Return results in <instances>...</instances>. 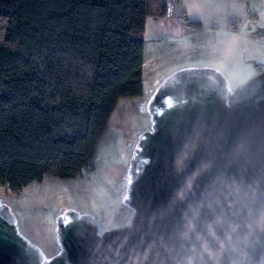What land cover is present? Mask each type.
Returning a JSON list of instances; mask_svg holds the SVG:
<instances>
[{"label":"water","instance_id":"obj_1","mask_svg":"<svg viewBox=\"0 0 264 264\" xmlns=\"http://www.w3.org/2000/svg\"><path fill=\"white\" fill-rule=\"evenodd\" d=\"M216 69H177L152 94L123 195L130 224L101 232L68 208L47 257L0 197V264H264V70L229 95Z\"/></svg>","mask_w":264,"mask_h":264},{"label":"trees","instance_id":"obj_2","mask_svg":"<svg viewBox=\"0 0 264 264\" xmlns=\"http://www.w3.org/2000/svg\"><path fill=\"white\" fill-rule=\"evenodd\" d=\"M166 0H0V184L72 178L119 100L143 92L145 29Z\"/></svg>","mask_w":264,"mask_h":264},{"label":"rangeland","instance_id":"obj_3","mask_svg":"<svg viewBox=\"0 0 264 264\" xmlns=\"http://www.w3.org/2000/svg\"><path fill=\"white\" fill-rule=\"evenodd\" d=\"M225 5L224 11L229 8L230 15L240 13L238 31L230 36L236 40L230 45L232 50H216L203 34H196L195 28L184 23L185 31L180 26L179 35L174 38L160 41L147 38L143 92L119 100L92 167L72 178L45 175L18 191L7 185L0 187V197L17 216L21 234L39 246L47 257L60 250L56 221L68 208L93 215L100 223L101 232L130 224L134 210L123 201L130 158L139 136L152 126L148 102L165 76L183 67H215L234 89L264 70V0H228ZM151 28L152 31L157 26Z\"/></svg>","mask_w":264,"mask_h":264},{"label":"crops","instance_id":"obj_4","mask_svg":"<svg viewBox=\"0 0 264 264\" xmlns=\"http://www.w3.org/2000/svg\"><path fill=\"white\" fill-rule=\"evenodd\" d=\"M166 1L168 5L173 6L174 15L171 17L166 15L149 16L147 18L145 45L149 36L154 40L160 41L163 38H174L176 35H179L177 31L179 27L182 26V23L177 20L176 16L185 15L189 20L190 25L195 27V33L201 35L203 34L206 41H208L212 47H215L216 50H232L230 45L234 44L236 40L235 37L232 39L230 36L238 31L237 18L240 16V13L230 15L229 8L224 11V7L226 6L225 4L228 0ZM200 6H203L204 9H201ZM151 25L154 27L157 26V29H153L151 31ZM183 31H185L184 28ZM146 65L147 60L145 58L144 72Z\"/></svg>","mask_w":264,"mask_h":264},{"label":"built area","instance_id":"obj_5","mask_svg":"<svg viewBox=\"0 0 264 264\" xmlns=\"http://www.w3.org/2000/svg\"><path fill=\"white\" fill-rule=\"evenodd\" d=\"M165 15L169 16V17L174 15L173 6H171V5L167 6ZM176 17H177L178 21H180L181 23L186 24L188 26V28H191V29L195 28L193 25H190L189 20L187 19V17L185 15H179V16H176ZM1 186H2V184H0V187Z\"/></svg>","mask_w":264,"mask_h":264},{"label":"snow or ice","instance_id":"obj_6","mask_svg":"<svg viewBox=\"0 0 264 264\" xmlns=\"http://www.w3.org/2000/svg\"><path fill=\"white\" fill-rule=\"evenodd\" d=\"M216 71H219V69L217 68ZM221 75H222V77H223L225 80L227 79V77L223 76V73H221ZM227 92L229 93V95H231L232 92H233L232 88L229 87V88L227 89ZM169 106H170V107L172 106V105H171V100L169 101ZM129 183H131V182H129ZM125 199H128V197H125ZM65 220L67 221V217H65Z\"/></svg>","mask_w":264,"mask_h":264}]
</instances>
